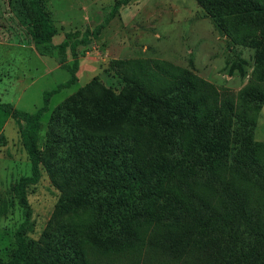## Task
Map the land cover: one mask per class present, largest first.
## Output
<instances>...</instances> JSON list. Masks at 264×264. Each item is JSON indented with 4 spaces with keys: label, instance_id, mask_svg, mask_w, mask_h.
<instances>
[{
    "label": "trees",
    "instance_id": "obj_1",
    "mask_svg": "<svg viewBox=\"0 0 264 264\" xmlns=\"http://www.w3.org/2000/svg\"><path fill=\"white\" fill-rule=\"evenodd\" d=\"M15 1L36 53L54 56L69 77L33 112L0 100L29 162L11 188L22 219L0 264H264V142L254 138L264 104V0H195L234 42L253 48L236 94L165 60H116L121 88L92 79L58 103L43 149L41 117L50 95L76 82L77 47L130 0H115L98 23L58 43L40 0ZM41 168L59 196L33 240L26 187Z\"/></svg>",
    "mask_w": 264,
    "mask_h": 264
},
{
    "label": "rangeland",
    "instance_id": "obj_2",
    "mask_svg": "<svg viewBox=\"0 0 264 264\" xmlns=\"http://www.w3.org/2000/svg\"><path fill=\"white\" fill-rule=\"evenodd\" d=\"M40 1L55 27L52 42L58 43L66 32L98 23L115 0ZM19 8L15 0H0V100L33 112L42 105L44 92L65 82L69 72L54 56L36 53ZM76 50L77 80L50 95L49 110L43 113L37 133L40 149L44 148L49 115L58 103L92 79L115 92L121 88L123 73L116 60L142 59L146 64L165 60L229 94L246 85L254 66L253 48L234 42L195 0H130L119 7L97 38ZM71 61L67 51L65 63ZM254 138L264 142V104L256 112ZM28 173L18 126L0 109V259H7L15 248L14 229L22 219L11 188L19 175ZM26 195L31 208L26 234L37 240L59 191L41 168L38 182L26 187ZM139 261L149 264L148 258Z\"/></svg>",
    "mask_w": 264,
    "mask_h": 264
}]
</instances>
